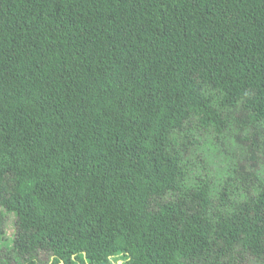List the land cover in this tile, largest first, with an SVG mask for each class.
I'll use <instances>...</instances> for the list:
<instances>
[{
  "label": "trees",
  "instance_id": "1",
  "mask_svg": "<svg viewBox=\"0 0 264 264\" xmlns=\"http://www.w3.org/2000/svg\"><path fill=\"white\" fill-rule=\"evenodd\" d=\"M0 264H264V0H0Z\"/></svg>",
  "mask_w": 264,
  "mask_h": 264
},
{
  "label": "rangeland",
  "instance_id": "2",
  "mask_svg": "<svg viewBox=\"0 0 264 264\" xmlns=\"http://www.w3.org/2000/svg\"><path fill=\"white\" fill-rule=\"evenodd\" d=\"M201 157L199 160L201 163H197L196 159L192 162V165L200 172L204 173L205 171L202 169L201 165H207V167L214 171L218 167H220L223 162L226 160V149L222 146L220 149H211L209 152L206 151V147L201 149ZM205 160V161H204ZM8 234L13 232V225L12 227L8 228ZM40 258L45 262L47 261L48 257L45 253H42Z\"/></svg>",
  "mask_w": 264,
  "mask_h": 264
},
{
  "label": "water",
  "instance_id": "3",
  "mask_svg": "<svg viewBox=\"0 0 264 264\" xmlns=\"http://www.w3.org/2000/svg\"><path fill=\"white\" fill-rule=\"evenodd\" d=\"M120 263H121V261H120Z\"/></svg>",
  "mask_w": 264,
  "mask_h": 264
}]
</instances>
